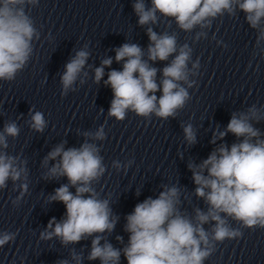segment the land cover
Listing matches in <instances>:
<instances>
[{
  "label": "clouds",
  "instance_id": "clouds-1",
  "mask_svg": "<svg viewBox=\"0 0 264 264\" xmlns=\"http://www.w3.org/2000/svg\"><path fill=\"white\" fill-rule=\"evenodd\" d=\"M36 3L38 0H0V80H14L29 59L32 52L30 42L37 33L23 6ZM151 4V8H146L144 0H136L133 5L141 26L155 24L156 13L159 12L174 18L180 29L189 32L196 26L210 28L217 17L225 13L234 15L238 8L245 13L250 27L258 31L257 47L264 41V0H151ZM147 35L150 40L148 60L166 61L175 54L174 58L163 68V79L158 85L155 79L157 69L143 59L140 46L125 43L115 49V60L124 61L123 68L110 71L104 83L113 92L108 115L118 121H123L128 111L146 118L151 114L163 119L174 117L190 99L187 89L180 82L187 83L188 87L194 83L189 82L188 69L192 48L184 44L177 50L175 35L157 34L151 27L147 29ZM203 36L206 33L201 31L195 38L199 40ZM88 56L86 50H80L66 64L61 77L62 94L66 95L72 89ZM111 64L112 59L107 58L102 61L101 67L95 69L96 83L104 77V68ZM192 67H199V63H194ZM157 91L162 92L159 98L155 95ZM261 119L264 117L254 106L247 113H233L226 130L219 132L218 138L223 139L232 133L243 139L230 148L221 144L199 165H188L197 185L195 194L204 198L208 205L207 212L196 209L195 223L177 209L179 190L176 187L167 188L158 198L149 197L138 203L134 211L127 215L125 231L130 234L127 246L117 249L108 242L101 244L102 236L95 235L88 259H99L101 264H120L123 253L127 264H204L215 251V242L222 243L243 235L240 229L230 227L221 213L241 222L242 227L264 229V139L259 138V129L251 123ZM30 126L38 132L44 130L46 121L42 112L36 111L31 115ZM18 134L19 128L14 122L6 124L0 132V145L7 148L6 136L16 137ZM184 134L189 144L196 142L190 124L184 127ZM84 135L97 140L105 138L103 127L94 134ZM98 153L96 145L88 142L79 149L67 150L60 144L48 153L45 165L49 160L55 161L60 157L49 168L48 176H66L69 184L75 187V194L69 190V184H65L49 198L64 204L66 218L57 222L53 217L47 225L51 231L42 232V239L55 236L68 245L94 234L110 233L115 228L118 217L112 215L109 201L97 198L91 187V182L98 180L105 171ZM15 165L16 157L0 153V189L6 187L9 178L15 182L25 172V169H18ZM116 166L119 167L118 164ZM22 187L27 188L26 185ZM210 221L214 222L211 239L203 227ZM12 238L10 234H3L0 246ZM117 240L123 242L122 237L118 236ZM73 259L80 264L81 256L73 253ZM59 264H68V261L63 260Z\"/></svg>",
  "mask_w": 264,
  "mask_h": 264
}]
</instances>
